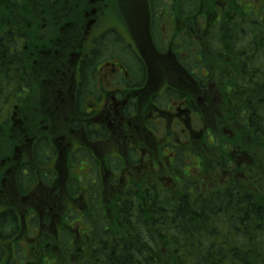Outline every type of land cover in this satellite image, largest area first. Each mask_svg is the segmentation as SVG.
<instances>
[{"label": "trees", "instance_id": "16d2710c", "mask_svg": "<svg viewBox=\"0 0 264 264\" xmlns=\"http://www.w3.org/2000/svg\"><path fill=\"white\" fill-rule=\"evenodd\" d=\"M77 1L0 0L2 188L7 166L1 161L5 158L7 142L15 136L13 124H6L2 115L27 110L19 95L35 97V94L29 95V86L38 68L68 66L77 59L73 52L79 54L86 48V44L80 42L82 38L79 40L83 31L77 27L79 16L72 8ZM160 1L165 7V0ZM217 1L211 0V4L206 5V0H188L183 7L179 0H170V5L174 6L165 9L174 8L175 16H181V23L170 26L165 18L156 19L155 41L160 45L157 49L168 51L173 47L176 52L186 54L188 58L183 61L187 64L190 61L192 67L203 72L200 83L206 87L213 82L210 87L213 85L218 103L222 100L217 109L205 108L217 115L219 128H222L220 135L224 132L228 136L218 138L216 146L210 148L217 150L196 154L187 151L189 156L197 157L194 165L200 169V182H191V174L187 172L188 180L184 181L181 191L180 185L174 192L154 186L145 190L131 188L120 202L110 204L102 200L105 190L101 187L86 192L75 185L72 191L77 197L76 204L86 206V210H79L75 217L84 240L80 246L70 234L62 236L61 241L48 247L53 260L64 257L52 264H264V10L261 16H246L248 11L243 6L231 7L237 0H223L228 9H221ZM114 2L117 1L112 0L111 5ZM100 6L97 3L90 8L97 10ZM191 7L193 11L189 10ZM84 14L85 10L81 17ZM221 17L217 30L215 23ZM207 25H211L210 33L203 30ZM179 26L187 32L177 39L174 31ZM171 28H174L172 36ZM161 32L168 41L161 37ZM112 37L114 39H110ZM207 40L216 42L212 47L216 58L212 68L204 60L207 56L201 45ZM230 41L235 43L231 52L227 46ZM114 45H120V51L126 55L133 50L120 32H106L104 39L94 43L92 58H83L78 64L82 68L83 82V73L96 67L98 62L119 58V54L112 52ZM189 47L196 50L200 64L191 60ZM43 52L48 55L37 54ZM100 52L109 55L101 59ZM131 65L126 66L134 77L132 84H140V64L135 59ZM198 120L201 126L194 132L199 135L207 126H203L205 119L200 114ZM34 128L38 129L37 125ZM208 131L201 142H194L197 146L205 144ZM40 145L49 155L50 144L43 140ZM204 174L215 178L213 188L199 190L198 185H206ZM24 179L30 181L32 187L34 178H21L19 182L22 189L30 190L22 184ZM0 225L5 228V233H0V243L11 242L15 259H23L24 249L14 243L18 224L10 212L0 213ZM39 254L40 251L34 256ZM37 260L30 263L25 259L22 264H49L43 257Z\"/></svg>", "mask_w": 264, "mask_h": 264}, {"label": "flooded vegetation", "instance_id": "af4514ba", "mask_svg": "<svg viewBox=\"0 0 264 264\" xmlns=\"http://www.w3.org/2000/svg\"><path fill=\"white\" fill-rule=\"evenodd\" d=\"M98 1L103 0L92 1L90 6L102 5ZM187 1L179 0L183 7ZM130 5L128 2L126 6L130 9ZM147 5L145 33L139 32L137 39L131 42V58L140 64V84H132L134 77L127 66L117 67L110 62L117 57L91 67L83 73V82L82 68L78 64L83 58H92L94 43L104 39L106 34L105 30L96 36L92 34L101 25V10L89 6L84 16L91 19L83 21L86 27L82 31L86 37L80 41L86 44L83 52H73L77 59L68 66L38 68L28 85L29 95L35 94V97L19 95L27 110L2 115L6 124H13L15 136L7 142L5 158L1 161L7 171L4 186L0 187V213L10 212L15 218L18 236L14 243L23 248L27 256L17 260L11 242L0 243L5 256L0 258V264H12L13 258L14 264H22L25 259L30 263L38 262L41 257L46 262L51 253L48 247L67 234L81 246L84 238L75 217L79 210L85 211L86 206L76 204L77 197L72 191L75 185L86 192L99 184L106 187L101 198L110 204L120 202L131 188L145 190L154 186L174 192L180 185L181 191L184 181L188 180L182 171L190 173L189 177L200 173V169L189 165L186 159H190L188 149L194 142H201L204 133L200 129L198 135L194 132L197 127L193 126L195 117L199 119L197 106L209 107L205 100L206 88L200 83L203 72L196 67L189 70L188 66H181L188 56L173 51V47L168 51L157 49L160 45L155 41V12L151 2ZM165 5L174 6L170 5V0H165ZM218 6L227 8L223 0ZM165 7V15H158L168 24L171 22L170 26L181 23V16L177 18L174 14L176 10ZM141 14L134 16L132 25L136 22L139 25ZM93 21H97L98 26ZM126 21L129 23L128 19ZM210 29L211 25L207 26L209 33ZM174 32L178 39V35L187 30L179 26ZM161 37L168 41L162 32ZM103 57L105 54L101 59ZM211 84L214 83L210 82L212 89ZM174 89L186 94H175ZM36 125L38 129L34 128ZM221 131L222 128H215L208 133L214 136ZM43 140L50 144L49 155L40 145ZM182 140L188 143L182 144ZM21 178H34L32 187L30 181H21L30 190L21 188ZM4 230L0 225V233H5ZM39 251L41 254L34 256Z\"/></svg>", "mask_w": 264, "mask_h": 264}, {"label": "rangeland", "instance_id": "374dc122", "mask_svg": "<svg viewBox=\"0 0 264 264\" xmlns=\"http://www.w3.org/2000/svg\"><path fill=\"white\" fill-rule=\"evenodd\" d=\"M110 1L111 0H103L102 1V5L100 6L101 14L99 16V22H101V25L97 28V30H94V32L92 33L93 35L95 34V36L98 35L100 32H102L103 30H105L106 28L110 27L111 29H114V28L118 29L117 31L120 32V34H122V36H124L126 39H129V38L133 39L135 37L137 39V35H138L139 32L145 33L146 19H147L146 12H145L146 11L145 7L149 8L147 3L151 2V9L153 10V12H155V18L157 20L162 18V15H165V13H166L164 11V6L161 4V3H163V1H160V0H155V2L157 1V2H160V3H154L153 0H117L118 5H122V10L125 11L126 13H128V14L130 13L129 19H128L129 23H127L126 19L124 18L123 14L120 12V10H117V12H113V11L109 12L111 10L109 8V6L112 7ZM226 1L227 2H231L230 0H226ZM128 2L131 3L130 9L126 6V5H128ZM221 2H222V0H218L216 2V4H220ZM235 3L236 4L232 5L231 7L233 8V7H236V6H240V7L243 6V9L245 11H248V12H246V16H253V15L261 16V12L264 10L263 9L264 8V1L263 0H237V2H235ZM90 4H91L90 0H78L76 3H74L72 5L73 11L75 13H77V16H79L78 19H77V27H79V31H82V29L85 30L86 25H85L84 22L86 20L91 19V17H89V16H87V18H85V16L83 18L81 17V14L83 13V10H85L86 13L89 11ZM210 4H211V0H206V5H210ZM137 8H141V9H143V11L140 12V9H137ZM223 8L224 7H221V9H223ZM225 9H228V7L225 8ZM189 10L193 11V7H191ZM204 11H205V8H204ZM249 12H254V14H250ZM137 13H142L141 14L142 15L141 18L138 17V18L141 19V21H140L139 25L136 22L135 27H133V25H132L133 24V20L132 19L134 18V16ZM158 14H162V15L160 16ZM222 19L223 18L221 17L215 23L216 27H217V30H219V24L221 23ZM93 23L96 26H98L97 25V21H93ZM209 23L212 24L213 22L209 21ZM169 25H171V22L169 23ZM205 29L206 28H204L203 30H205ZM114 31H115V29H114ZM172 34H173V30H171V35ZM85 37H86V34H85V31H83L82 32L81 41H84ZM213 40L219 42V40H217V39H213ZM197 41L200 42V39H197ZM195 43H196V46H197V42L196 41H195ZM214 43H216V42H214V41H210L209 42V40H207V41H204V43L202 44V47L205 50L206 56H207V57H204V60L206 61V64L209 65V67H211L213 65V63L216 62V58L212 55V47L215 46ZM220 43L225 47L224 42L220 41ZM228 44H227V46H229V52H231L233 50V48H234V44L235 43L230 41ZM189 45H190V43H189ZM116 46L117 47H115V45H114V48H113V51H112L113 53L119 54V58L117 57L118 59L115 60L116 66L119 67L121 65V62H123L124 65L126 64L127 66L131 65V63L134 64L135 60L130 58L131 57V53L126 55V54H124V53H122L120 51V48H121L120 45H116ZM189 51H190V56L192 57L191 60L193 62H197L199 60V56L197 54H195L196 50H191V48L189 47ZM4 52H6V50ZM37 54L39 56H47L48 55V54H45L44 52L43 53H37ZM108 55H109V53L105 54V57H107ZM214 55H215V53H214ZM201 56H203V55H201ZM119 60H120V62H119ZM204 60H203V62H204ZM188 69L189 70L193 69V67L191 66L190 61L188 63ZM205 88H206V91H207V96H205V100L207 99L206 103L209 104L210 108L213 106L214 108L217 109V104H221L222 100H221V102L218 103V100L216 98L217 94L215 93V91L212 90L211 88H209V86H206ZM174 92H175V94H186V92H183V90H181V89H174ZM225 101H226V105H227V100H225ZM195 110H197L199 112V114L205 119V120H203V126H208L205 129V131L212 130V129H215V128H219V125H218V120L219 119H218L217 115H215V113H213L210 109L197 106V108ZM205 110H208V112H206ZM8 115L6 117H8ZM195 119H196L195 120V124L193 126H198L197 128H199L201 126V122H200V125H199V120L196 117H195ZM207 120L211 121L212 123H209ZM205 131L202 134H206ZM225 135L228 136V134H224V132H223L222 136L220 135V132L219 133L215 132L214 136L216 138H214L213 136H209L207 141L205 142V144H202L201 146H197L194 143V144H192L191 148L194 149V153L207 152L208 150L209 151L217 150V149H210V148L215 147L216 143L219 141V139L223 138V136H225ZM185 141L182 140L181 143L185 144ZM191 148H189L188 150L190 151ZM188 154H189V152H188ZM186 162L189 163V165H191V164L194 165L197 161H196V159L194 158L193 155L192 156L190 155V159L187 158ZM77 172H78V169H77ZM183 175L185 177H187V174H185L184 172H183ZM194 175H196V177ZM203 176L205 178L206 185H204V184L198 185V187H199L198 189L199 190H203V189H206V188H208V189L213 188V183L215 181V178L211 177L210 175H205V174ZM198 177H199V174H193L192 177H190L189 180L191 182L197 184L198 182H200L199 181L200 179ZM212 179H214V181ZM100 186L101 185L99 184L97 187H95V186H93V187H95L94 189H99ZM101 189L106 190V187H101ZM48 253H50V252L48 251ZM50 254H52V253H50ZM23 255L27 256L25 250H23ZM58 258H59V260H53L54 259L53 256H49L48 259H47V262H49L51 264H52V262L56 263V262H59L60 259L64 258V257L60 256Z\"/></svg>", "mask_w": 264, "mask_h": 264}]
</instances>
